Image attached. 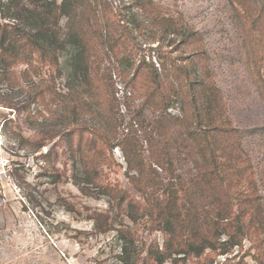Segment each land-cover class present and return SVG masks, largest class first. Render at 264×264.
I'll use <instances>...</instances> for the list:
<instances>
[{
	"label": "rangeland",
	"instance_id": "obj_1",
	"mask_svg": "<svg viewBox=\"0 0 264 264\" xmlns=\"http://www.w3.org/2000/svg\"><path fill=\"white\" fill-rule=\"evenodd\" d=\"M107 1L89 3L102 11L120 1L131 6L130 0ZM152 1L165 16L177 20V27L165 29L140 12L130 15L127 25L131 35L126 40L138 47L135 64L143 55L157 66V56L163 52L173 57L206 52L226 113L253 166L264 205V101L248 70L252 53L244 38L254 36L245 34V27L264 0ZM6 2L0 0L1 21L9 14ZM86 12L75 19V27L83 25L81 18L89 24L94 21ZM97 19L101 24L98 29L84 27L81 37L72 36L73 43L58 53L57 67L45 65L28 74L24 72L26 62H19L12 68L17 77L0 80V264H142L149 253L158 258L154 264H221L226 258L230 260L225 264L239 258L255 264V248L244 236L240 222L229 229L219 225L221 221L215 224L209 220L205 226L210 231L209 237L205 235L209 247L202 252L198 246L190 248L189 254L159 252L164 246V226L132 188L126 162L115 144L132 126L146 158L143 126L156 113L145 108L139 117L144 122L138 126L134 110L142 96L129 83L133 68L115 59L104 42L108 38L118 41L120 30L105 27L116 24L107 11ZM126 73L129 75L124 76ZM261 74L264 76L263 69ZM42 85L56 93L43 104L34 96ZM129 93L133 99L128 109L124 101ZM112 97L119 102L117 108ZM182 103L181 97H176L167 113L180 115ZM75 127L79 131L69 134ZM93 129L111 140L99 142L102 150L89 152L84 141L93 139L89 132ZM152 135L157 138V133ZM89 143L96 145L95 141ZM170 151L171 168L182 180L172 183L190 187L192 157L177 146ZM156 169L158 179L167 182V174Z\"/></svg>",
	"mask_w": 264,
	"mask_h": 264
},
{
	"label": "trees",
	"instance_id": "obj_2",
	"mask_svg": "<svg viewBox=\"0 0 264 264\" xmlns=\"http://www.w3.org/2000/svg\"><path fill=\"white\" fill-rule=\"evenodd\" d=\"M89 1L91 0H7L6 4L9 5L4 7L9 14L1 17L6 21L0 20V80L17 77L12 68L19 62H26L24 72L30 74L39 72L45 65L57 67L58 53L73 43L72 36L81 37L86 27L98 29L101 24L97 18L102 12L112 14L116 24L107 23L105 27L117 26L120 39L117 41L108 38L104 42L115 59H121L130 69L133 68L129 83L135 93L142 96V101L134 110L138 126H142L141 123L144 122L139 117L145 108L156 113L143 126V140L148 152L146 158L142 154L143 144L132 126L115 144L126 162L125 172L132 188L142 195L144 207L153 209L156 221L164 226L161 229L164 233V246L159 252L186 251L189 254L193 246H198L197 250L202 252V249L209 247L205 243L210 234L207 229L209 226L205 227L209 220H215V224L221 221L219 225L229 229L240 222L244 236L248 237L255 248V264H264V205L258 194L257 179L251 161L241 145L239 131L226 113V103L213 79L206 52L196 50L189 57H173L163 52L157 54V66L150 59L146 61L143 55L135 64L138 47L126 40L131 35V29L127 25L128 17L139 12L141 15L147 14L165 29L177 27V20L172 16H165L152 0H130L132 10L130 5L120 1L119 5L104 7L103 11L91 7ZM95 1L98 0H92ZM103 1L106 4L109 2ZM87 9L89 12H86ZM83 11L92 14L94 21L89 24L80 17L83 25L75 27V19ZM63 18L64 22L61 24ZM138 27L139 24L135 28ZM263 29L264 6L251 16L245 27V34L254 36L252 39L244 36L249 45L248 52L252 53L248 70L264 101V76L261 74V69L264 70ZM259 34L263 35L261 39ZM119 53L123 57H119ZM125 75L128 76L129 73ZM54 90L42 85L34 96L43 104L56 96ZM179 96L183 102L181 114L167 113L169 104ZM125 97V106L129 109L133 96L129 93ZM112 101L117 108L118 100L112 97ZM79 129L75 127L68 132L71 134ZM89 132L93 139L90 137L84 141L89 152L94 148L102 150L103 145L99 142L108 144L111 140L98 129ZM152 132L157 133V138ZM89 141H95L96 145L91 146ZM175 146L180 152L192 157L190 187H186L183 182L179 185L172 183L181 180L171 168L170 150ZM156 167L167 174V182L158 179ZM158 194L161 198H158ZM214 228L213 226L212 229ZM241 239L242 237L238 238V244ZM229 260L230 258H226L224 261ZM157 261L158 258L149 253L142 264H154ZM229 264L249 263L239 258L235 263Z\"/></svg>",
	"mask_w": 264,
	"mask_h": 264
}]
</instances>
